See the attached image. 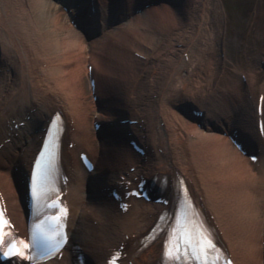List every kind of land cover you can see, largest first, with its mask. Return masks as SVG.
<instances>
[{
	"label": "bare ground",
	"instance_id": "6f19581e",
	"mask_svg": "<svg viewBox=\"0 0 264 264\" xmlns=\"http://www.w3.org/2000/svg\"><path fill=\"white\" fill-rule=\"evenodd\" d=\"M52 2L71 24L58 22ZM31 4L0 0V199L27 234V220L42 215L28 208L29 171L49 121L63 120L66 210L56 207L70 238L44 264H163L164 250L175 261L163 227L177 234L179 218L233 264H264V86L248 75L247 96L232 79L225 90L217 81L201 90L202 73L226 57L217 28L209 38L200 26L205 4L194 12L188 0ZM164 27L165 41L156 34ZM255 61L264 68V55Z\"/></svg>",
	"mask_w": 264,
	"mask_h": 264
},
{
	"label": "rangeland",
	"instance_id": "374dc122",
	"mask_svg": "<svg viewBox=\"0 0 264 264\" xmlns=\"http://www.w3.org/2000/svg\"><path fill=\"white\" fill-rule=\"evenodd\" d=\"M200 2L205 4V8L201 13L202 21L200 26H202L203 32H205L207 37H212V29L217 28L215 31L221 34L224 39L223 46L220 48L222 50L220 53L223 52L226 56L223 64L217 60L212 61L214 70L206 77V73H202L205 79L200 80L203 86L201 90H203V92L205 90L207 94V90H210L214 86L212 85L213 83H211L212 81H217L216 88L225 90L227 80L232 79L238 82L237 92L241 93L243 96H247L248 88L247 83H244V81L247 80L248 75H251L253 78L254 86L258 88L262 85L264 86V68H258L255 65V58L264 55V0H188L189 10H192V12L198 11L201 8ZM52 4L54 3L52 2ZM10 6H13L12 9H14L18 7V4L13 2ZM54 6L56 5L54 4ZM56 8L59 14L58 22L62 26L71 24L65 10L61 6H56ZM12 9H10L12 15L9 13L12 16V22H20V19L15 15ZM189 21L192 23L194 21V23L198 24L195 19ZM165 28L166 27L161 28L162 33L156 32L160 40L164 41L168 39L167 32H169V30ZM65 32H67V30H64L62 33L65 34ZM37 41L39 43L36 42L35 46L39 47L41 40ZM157 43L158 42H156V44ZM156 44L152 42L149 47L154 49ZM85 45L84 54L89 51V45ZM35 46L32 44L31 47ZM49 51V55H54L52 49ZM208 56H214V53L209 52ZM82 84L84 95H86L89 101L92 100L93 97L90 91L89 79L85 74L82 75ZM200 94H202V92L198 94L197 91V99L201 98ZM92 111L94 113V109ZM254 186L259 189V186L255 185L254 182H248V188H253ZM243 194H245V192H243ZM242 212H244V209ZM243 216L244 213H241L240 218Z\"/></svg>",
	"mask_w": 264,
	"mask_h": 264
},
{
	"label": "snow or ice",
	"instance_id": "6c2138e0",
	"mask_svg": "<svg viewBox=\"0 0 264 264\" xmlns=\"http://www.w3.org/2000/svg\"><path fill=\"white\" fill-rule=\"evenodd\" d=\"M0 226H2V225H0ZM4 239H6V237H5ZM16 247H17L18 250L15 251L13 254L16 255L18 258H19V257L27 258V255L25 254V252H24L23 250H19V249H20V242L17 243ZM28 247H29V246H28L27 244H24V245H23V248H24V249H27ZM29 255H30V254H29ZM0 256H5V257H7V252H6V250L4 249V247H3L2 245H0ZM168 264H172V261L169 260V261H168Z\"/></svg>",
	"mask_w": 264,
	"mask_h": 264
}]
</instances>
